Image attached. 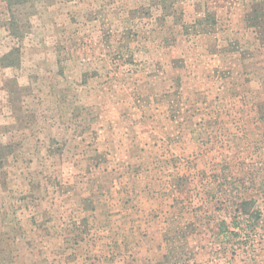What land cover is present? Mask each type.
<instances>
[{
  "label": "rangeland",
  "instance_id": "rangeland-1",
  "mask_svg": "<svg viewBox=\"0 0 264 264\" xmlns=\"http://www.w3.org/2000/svg\"><path fill=\"white\" fill-rule=\"evenodd\" d=\"M16 10L0 264H264V0ZM228 190L256 200V236L220 209Z\"/></svg>",
  "mask_w": 264,
  "mask_h": 264
},
{
  "label": "trees",
  "instance_id": "trees-1",
  "mask_svg": "<svg viewBox=\"0 0 264 264\" xmlns=\"http://www.w3.org/2000/svg\"><path fill=\"white\" fill-rule=\"evenodd\" d=\"M36 0H0V17H1V10L4 5L8 7L9 12V31L10 34L15 38H22L23 37V31L24 28L20 25V20L17 16V8L24 7L29 4L34 3ZM17 50L13 49L11 54H8L7 56H3L0 58V64L5 63V60H8L13 57V55L16 53ZM16 62V60H15ZM13 62H11L12 64ZM232 179L234 177L231 175ZM230 190L226 191V201L222 202L220 204L221 210H228L229 214L233 215L231 226L232 227H246L248 228V231L251 233H254L255 236L258 232V220L260 217H262V212L259 208L256 206V200L254 198H241L236 197L234 194H230ZM224 225H229L224 222ZM229 228L228 226H226ZM236 232H230L231 235H235ZM233 238V237H232ZM248 254V252H247Z\"/></svg>",
  "mask_w": 264,
  "mask_h": 264
}]
</instances>
